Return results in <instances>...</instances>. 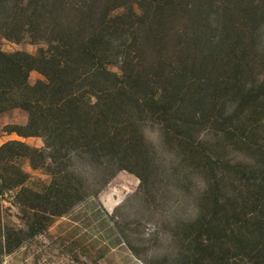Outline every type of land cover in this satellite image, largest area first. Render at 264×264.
<instances>
[{
  "label": "trees",
  "instance_id": "1",
  "mask_svg": "<svg viewBox=\"0 0 264 264\" xmlns=\"http://www.w3.org/2000/svg\"><path fill=\"white\" fill-rule=\"evenodd\" d=\"M2 39L40 48L0 46V114H27L3 128L22 140L0 146V263L119 172L145 187L162 150L182 188L193 174L203 188L175 257L148 264H264V0H0ZM230 143L254 160H228ZM24 161L50 183L28 187Z\"/></svg>",
  "mask_w": 264,
  "mask_h": 264
},
{
  "label": "rangeland",
  "instance_id": "2",
  "mask_svg": "<svg viewBox=\"0 0 264 264\" xmlns=\"http://www.w3.org/2000/svg\"><path fill=\"white\" fill-rule=\"evenodd\" d=\"M0 46L8 53L37 54L40 48L29 40L14 43L2 39ZM109 69L120 74L117 65H110ZM255 73L264 79V68H257ZM42 79L37 72L30 75L32 84ZM26 122L27 114L19 109L0 114V145L16 139L3 132L6 125ZM146 135L157 141L156 128H147ZM258 136L264 139V129ZM26 142L38 148L44 146L39 138ZM234 151H242L249 161L254 160L255 150L231 143L224 152L228 160L234 159ZM158 156L162 162H152L148 170H142L145 187L134 174L119 172L98 196L88 197L65 217L52 220L45 231L29 238L0 264H148L175 257L181 248L180 240L174 238L177 227L183 220L195 218L196 197L203 185L193 174L185 179L186 188H182L178 173L172 172L168 154L161 150ZM23 168L31 176L28 187L40 189L50 183L51 177L45 171L32 170L27 161ZM12 197L8 194L4 200L6 219L26 229L27 214L11 204Z\"/></svg>",
  "mask_w": 264,
  "mask_h": 264
},
{
  "label": "crops",
  "instance_id": "3",
  "mask_svg": "<svg viewBox=\"0 0 264 264\" xmlns=\"http://www.w3.org/2000/svg\"><path fill=\"white\" fill-rule=\"evenodd\" d=\"M11 136H15L14 138H16V139H14V140H22L20 137H18L17 135H15V134H12ZM27 140H29V139H26L25 141H27ZM1 146V145H0Z\"/></svg>",
  "mask_w": 264,
  "mask_h": 264
}]
</instances>
